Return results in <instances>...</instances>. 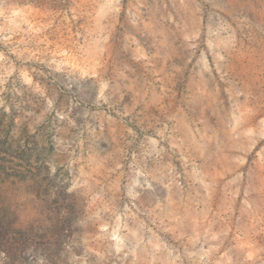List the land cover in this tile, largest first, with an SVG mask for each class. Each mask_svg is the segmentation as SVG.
<instances>
[{
	"label": "rangeland",
	"instance_id": "rangeland-1",
	"mask_svg": "<svg viewBox=\"0 0 264 264\" xmlns=\"http://www.w3.org/2000/svg\"><path fill=\"white\" fill-rule=\"evenodd\" d=\"M0 264H264V0H0Z\"/></svg>",
	"mask_w": 264,
	"mask_h": 264
},
{
	"label": "trees",
	"instance_id": "trees-1",
	"mask_svg": "<svg viewBox=\"0 0 264 264\" xmlns=\"http://www.w3.org/2000/svg\"><path fill=\"white\" fill-rule=\"evenodd\" d=\"M6 227L3 226L2 224H0V245H6L7 243V239L5 240L4 238V235H5V232H6Z\"/></svg>",
	"mask_w": 264,
	"mask_h": 264
}]
</instances>
